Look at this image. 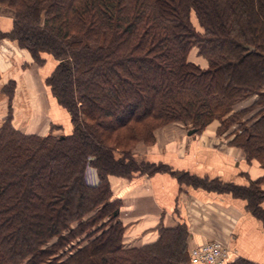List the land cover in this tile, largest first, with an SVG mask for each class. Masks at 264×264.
I'll return each mask as SVG.
<instances>
[{
  "label": "trees",
  "instance_id": "16d2710c",
  "mask_svg": "<svg viewBox=\"0 0 264 264\" xmlns=\"http://www.w3.org/2000/svg\"><path fill=\"white\" fill-rule=\"evenodd\" d=\"M0 2L14 10L1 37L35 62L44 54L59 60L46 83L76 124L67 135L44 136L18 130L11 115L0 124V264H188L178 227L161 228L139 247L123 245L121 200L110 199L109 177L142 171L128 158L132 142L145 139L141 127L150 135L151 126L191 120L197 130L229 119L237 99L264 100V0ZM192 46L206 68L188 59ZM254 118L238 136L264 166V107ZM89 165L96 185L85 181ZM263 179L234 188L264 223Z\"/></svg>",
  "mask_w": 264,
  "mask_h": 264
},
{
  "label": "rangeland",
  "instance_id": "374dc122",
  "mask_svg": "<svg viewBox=\"0 0 264 264\" xmlns=\"http://www.w3.org/2000/svg\"><path fill=\"white\" fill-rule=\"evenodd\" d=\"M0 12L5 16H9L12 18V29L14 22L13 7L6 4L5 2H0ZM191 20L195 24L196 29L198 31H202V28L201 26H199L193 12L191 13ZM11 29L7 32H0L3 34H8ZM4 38L7 41L15 42L20 49L26 50L25 48H21L18 45L17 41L11 38L10 36H0V39ZM6 47H8L7 44ZM4 51L6 53V49H4ZM198 51L199 50L196 46H192L190 48V51L188 52V59L191 62L199 65L201 68H206L208 66V60L205 56L199 54ZM31 62L37 65H42L43 63L35 62L33 59L31 60ZM58 62L59 60H56V65L58 64ZM23 63L22 66L25 69L30 65L29 63H26V65ZM41 70L42 72H46L48 70L47 66H44ZM53 70L54 68L52 69V71ZM52 71L44 80L45 85L47 86V93H49V97H51L52 102H57L59 107H63V111L66 113V119L67 121H69L70 128L62 125L56 128V126L53 125V122H55V120L61 118V114L58 115V110L52 107V105L50 106L49 101L45 98L46 86L44 85V88L40 86L37 90H35L32 97L27 96L26 98H20V105L18 109V118L20 121L18 120V122L24 121L26 127L24 128L27 131L25 133L37 134L41 136L47 134L67 135L76 128V124L73 122L70 112L58 102L56 97L52 94L49 85L46 83V79L50 76ZM10 83L11 82L6 83V87L2 89L4 94H6L5 92L10 89ZM8 96L6 97L5 95L3 97L1 96L0 98V124L7 120V118H9V115H11V100L8 99ZM263 107L264 100L261 98V96H259L258 94H251L250 96L236 100L233 105V110L229 114V119L224 120L227 115L221 118L213 119L201 128L197 126V130L195 129V124L191 120H174L162 123L160 125L151 126L152 128H150V135H148L149 131H147V129L141 127L140 129H137V132H143L144 130V133L146 134H144L145 139H136L132 142L128 158L135 160L134 162L138 163L140 169L142 170L139 172L137 171L136 175L144 176L145 178H149V176H155L157 177L155 178V180L160 183L163 182V179H161L163 176H168L171 182L164 183V185H168L169 189L171 190L175 189L172 197L174 208L173 212H175L178 217H181V215L179 214L180 212L178 210V203L181 200V192L185 187H188L197 192L205 190L206 192L216 194L219 198L217 200L224 201L228 200L227 197H231L239 203L243 202L245 209L260 221L264 229L263 221H261L253 213V210L250 207L249 199L241 195L240 192H238V190L236 189L237 186H235L240 185L249 187L252 180L256 178L259 179L264 176L263 164H261L255 158L251 157L249 154H246V147L243 146L244 144H242V139L238 136L240 130L243 127L248 128L251 125L258 111L263 109ZM38 112L41 113V115ZM231 115L233 116V119ZM31 116H37L35 122L32 120ZM42 116H45V118H43ZM191 129L195 130L189 132ZM118 152L121 153L123 152V150L119 149ZM224 155L228 156L230 160H239L240 158L243 160V163L238 168L235 178L237 179V177H239V179L246 180V183L240 184L234 181L225 180L218 175H198L196 171L194 173L189 170L184 171L183 169V167L187 165L186 162L188 160L189 166H191L190 170H196V167H201L202 164L200 165L198 163L207 162L213 164L215 167L218 168V170H224L228 172L231 161H225L228 164V169L221 165V161L223 159L222 157H224ZM242 167L244 169L246 167L250 170H253L257 177L250 180L247 179V174L245 171L242 170ZM84 175L85 181L91 185L98 184L100 180L98 171L91 165L86 167ZM116 177L130 179L133 176ZM218 180L224 183V185H217L215 182ZM261 183L262 185H264V179L261 181ZM231 185L232 187H230ZM194 194H191L190 196H193ZM110 199L115 198L111 196ZM200 200L201 198H197L196 200H194L192 204V209L191 211H189V213L191 214L192 220L196 221L195 225L202 224L201 226L203 227V230H205L206 233L210 234H205L206 236H210L211 238H208L204 241L216 240L228 250L229 256L226 264H229V262L231 261L233 264L238 259H246L242 256L237 255V250L232 249L230 244V236L232 235V230L235 226L234 223H236L238 218L234 217L233 215L230 216V214L226 213L224 210L217 208L216 205L214 206L212 204H205L202 203ZM262 201V204L264 205V198L262 199ZM121 206L122 203L120 205V209ZM185 218V216L181 217V221L177 222L174 227L162 226L161 219L160 222L158 221L156 225L145 224L146 227L145 229H143V231H141L139 229L140 227L138 228V226L136 228L130 227L129 225L133 221L127 219V222H125V224L122 223L124 225L123 245L125 247L142 246L143 244L150 243H144L143 241H151L152 239H154L155 241L156 239H158V237L160 236L159 230L161 228L175 227H178V229L183 230L185 232V238L187 243L189 237L191 236V233L189 232L190 228L185 223V221H187ZM106 219L107 218L104 216L103 221H105ZM118 220L120 222L123 221L120 220L119 216ZM97 225H100V222ZM103 226L104 229L108 227L106 223H104ZM98 228L99 227H97V229ZM153 231L154 234H151ZM72 243H74V241H72L71 244L69 243L67 245L62 246L61 250H57V254L63 252L66 253L67 251H69L71 249Z\"/></svg>",
  "mask_w": 264,
  "mask_h": 264
},
{
  "label": "crops",
  "instance_id": "0c3cea01",
  "mask_svg": "<svg viewBox=\"0 0 264 264\" xmlns=\"http://www.w3.org/2000/svg\"><path fill=\"white\" fill-rule=\"evenodd\" d=\"M11 22V17L5 16L0 12V31L7 32L10 30L12 26ZM6 44L8 47H6ZM4 49H6V53ZM30 59L32 60L28 51L20 49L15 42L7 41L5 38L0 39V98L1 96L3 97L6 95L7 97L9 95L8 99L11 100V124L23 132H27L25 130L26 127L24 121L18 122L20 98H26L27 96L32 97L35 90H37L40 86L44 88L45 78L56 66V60L50 54H44V61L42 65L32 63L33 61L31 62ZM22 63L25 65L26 63H29L30 65L25 69L22 66ZM44 66H47V73L42 72L41 70ZM9 82L13 83L11 92L7 91L5 92L6 94H4L2 89L5 87L6 83ZM45 98L49 101L50 106L52 105V107L58 110L57 114H61V118L55 120L53 125H55L56 128L61 125L69 127V121L66 119L67 117L66 113L63 111V107H59L57 102L54 103L51 101V97H49V93H47V86ZM39 114L41 115V113ZM31 117L35 122L37 116ZM42 117L45 118V116ZM222 158L221 165L228 169V164L225 161L230 160L229 157L224 155ZM230 161L231 163L229 165L228 172L218 170V168L213 164L207 162L198 163L200 165L202 164L201 167H196V170H190L191 166H189L188 160L186 162L187 165H185L183 169L184 171L189 170L194 173L196 171L198 175H218L225 180L234 181L240 184L246 183V180L239 179L237 176V179L235 178L238 168L243 163V160L240 158L239 160ZM242 170L246 172V177L249 180L257 177L253 170L246 167ZM155 178L157 177L149 176V178H145L144 176L136 174L130 179H123L116 176L109 177L112 196L115 199L121 200L122 203L121 209L119 210V218L120 220H123V224H125L127 219H129L133 221L129 225L130 227L136 228L138 226V228L140 227L139 229L143 231L146 227L145 224L156 225L161 219L162 226L174 227L177 222L181 221L180 218L185 216V219L187 220L185 223L190 228L189 232L191 233L187 242L188 247H190L193 244L201 243L202 241L211 238L210 236H206L208 233L203 230V227L201 226L202 224L195 225L196 221L192 220L191 214L189 213L192 209L194 200L201 198L200 201L202 203L212 204L214 206L216 205L217 208L224 210L226 213L230 214V216L233 215L238 218L236 223H234L235 226L232 230V235L230 236L231 248L237 250V255L257 264H264L263 226L257 218L245 209L243 202L239 203L231 197H227L228 200L224 201L217 200L219 198L216 194L206 192L205 190L197 192L193 189L185 187L181 192V200L178 203V210L181 215V217H178V215L173 212L174 208L172 197L175 189L171 190L168 185H164V183L171 181L168 176H163L162 178L159 177L163 179L162 183L156 181ZM191 194H194L195 197L194 195L190 196ZM151 234H154V231ZM151 241H154V239ZM151 241L148 240L143 242L145 243Z\"/></svg>",
  "mask_w": 264,
  "mask_h": 264
},
{
  "label": "built area",
  "instance_id": "2783aa9c",
  "mask_svg": "<svg viewBox=\"0 0 264 264\" xmlns=\"http://www.w3.org/2000/svg\"><path fill=\"white\" fill-rule=\"evenodd\" d=\"M188 264H226L228 250L218 241H204L188 247Z\"/></svg>",
  "mask_w": 264,
  "mask_h": 264
},
{
  "label": "water",
  "instance_id": "95a60500",
  "mask_svg": "<svg viewBox=\"0 0 264 264\" xmlns=\"http://www.w3.org/2000/svg\"><path fill=\"white\" fill-rule=\"evenodd\" d=\"M195 129H191L189 132H192V131H194Z\"/></svg>",
  "mask_w": 264,
  "mask_h": 264
}]
</instances>
